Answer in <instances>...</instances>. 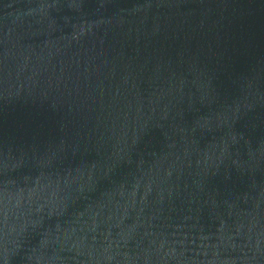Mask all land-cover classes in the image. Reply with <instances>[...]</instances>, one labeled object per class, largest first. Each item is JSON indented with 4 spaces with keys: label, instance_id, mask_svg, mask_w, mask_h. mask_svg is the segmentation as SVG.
<instances>
[{
    "label": "water",
    "instance_id": "water-1",
    "mask_svg": "<svg viewBox=\"0 0 264 264\" xmlns=\"http://www.w3.org/2000/svg\"><path fill=\"white\" fill-rule=\"evenodd\" d=\"M0 264H264V0H0Z\"/></svg>",
    "mask_w": 264,
    "mask_h": 264
}]
</instances>
